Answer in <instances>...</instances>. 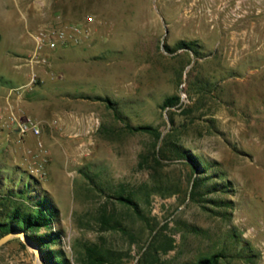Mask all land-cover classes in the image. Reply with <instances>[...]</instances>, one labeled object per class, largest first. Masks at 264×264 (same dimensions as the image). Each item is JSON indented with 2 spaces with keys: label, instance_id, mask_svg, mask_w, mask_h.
Returning <instances> with one entry per match:
<instances>
[{
  "label": "rangeland",
  "instance_id": "1",
  "mask_svg": "<svg viewBox=\"0 0 264 264\" xmlns=\"http://www.w3.org/2000/svg\"><path fill=\"white\" fill-rule=\"evenodd\" d=\"M194 1L0 0V181H29L51 201L70 264H138L161 228L158 244L175 247L159 264L218 251L221 264H264V23L212 22ZM87 15L84 43L28 64L39 30ZM176 94L180 104L163 108ZM28 116L39 134L21 130ZM169 134L170 155L177 143L207 167L195 199L187 158L153 159ZM129 194L154 231L119 198ZM34 256L17 237L0 247V264Z\"/></svg>",
  "mask_w": 264,
  "mask_h": 264
},
{
  "label": "trees",
  "instance_id": "2",
  "mask_svg": "<svg viewBox=\"0 0 264 264\" xmlns=\"http://www.w3.org/2000/svg\"><path fill=\"white\" fill-rule=\"evenodd\" d=\"M177 46L179 48L192 49L197 53L194 41L180 40ZM181 99L179 94L167 96L163 101L162 107L177 106L180 104ZM170 120L174 123V117L172 115H170ZM129 127L138 131H147L156 138L162 137V132L152 125H130ZM170 136V134L163 136V146L159 151L154 150L153 159L155 163H158L156 165H163L162 163L165 159L187 158L191 163L194 177L190 195L191 198L195 199L200 193L201 188L206 185L204 174L207 167L197 156L184 150L177 143L173 144L174 149L172 151L174 154L170 155L167 152V144L169 143L168 139ZM150 158L151 156L148 155L147 159L149 160ZM30 185V182L26 181L24 184L19 183L14 186H7L0 181V237L11 231H24L40 246L43 253V264H70L62 256L60 248H57L61 240V234L52 228L57 216V210L46 196L37 195L32 192ZM219 185L218 183L209 185V189H214ZM156 187H161V184H157ZM119 198L133 206L136 212L146 220L148 225H151L149 219L139 209L138 202L135 200L133 194L127 196L119 195ZM156 226V224L151 225V230L154 231ZM163 230L164 228H161L156 232L140 256L138 264H159L161 251L167 252L175 247L174 240L170 237H166V240L162 244H158L159 238L164 235ZM17 239L23 247L26 246L20 237H17ZM224 255L225 252L218 251L200 256L195 262H180L178 264H221V259ZM94 258L97 262L101 263L107 261V258L100 253L95 254Z\"/></svg>",
  "mask_w": 264,
  "mask_h": 264
},
{
  "label": "built area",
  "instance_id": "3",
  "mask_svg": "<svg viewBox=\"0 0 264 264\" xmlns=\"http://www.w3.org/2000/svg\"><path fill=\"white\" fill-rule=\"evenodd\" d=\"M213 6L208 8V13H213ZM217 9L223 12L227 19L233 23L242 22L248 19H255L264 14V0H219ZM94 20L92 15H87L84 21L58 24L45 27L39 30L35 35V47L28 56V64H46L50 57L48 52L59 47H69L78 45L91 35L89 24ZM31 82L36 80L37 74L34 72ZM22 131L33 130L40 133L38 121L28 116L21 125Z\"/></svg>",
  "mask_w": 264,
  "mask_h": 264
},
{
  "label": "crops",
  "instance_id": "4",
  "mask_svg": "<svg viewBox=\"0 0 264 264\" xmlns=\"http://www.w3.org/2000/svg\"><path fill=\"white\" fill-rule=\"evenodd\" d=\"M219 0H195L194 3L192 4L191 6V9L194 13H202L204 15H206V17H208V20L209 21H212V22H222L224 25H229V26H232V25H237V24H241V23H244V22H247L249 20V22L252 20V19H248V20H245V21H242V22H238V23H233L232 21L228 20L227 19V16L219 11L218 9H216L213 4L218 2ZM210 6H213L214 9H213V13H208V8H210ZM256 21H252L253 22H260V23H264V17H257L255 18ZM254 23V24H255ZM234 36V35H232Z\"/></svg>",
  "mask_w": 264,
  "mask_h": 264
},
{
  "label": "water",
  "instance_id": "5",
  "mask_svg": "<svg viewBox=\"0 0 264 264\" xmlns=\"http://www.w3.org/2000/svg\"><path fill=\"white\" fill-rule=\"evenodd\" d=\"M15 237H21L27 247H31L35 251L34 264H43V253L40 246L33 241L24 231H11L0 237V247Z\"/></svg>",
  "mask_w": 264,
  "mask_h": 264
}]
</instances>
